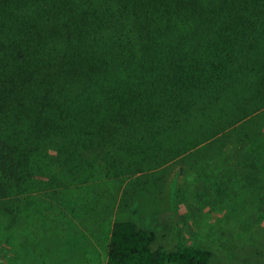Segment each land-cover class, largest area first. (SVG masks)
Listing matches in <instances>:
<instances>
[{
  "label": "trees",
  "instance_id": "obj_1",
  "mask_svg": "<svg viewBox=\"0 0 264 264\" xmlns=\"http://www.w3.org/2000/svg\"><path fill=\"white\" fill-rule=\"evenodd\" d=\"M263 109L264 0H0V200L38 184L53 150L65 168L263 187ZM154 242L115 221L106 264H212L180 236Z\"/></svg>",
  "mask_w": 264,
  "mask_h": 264
},
{
  "label": "rangeland",
  "instance_id": "obj_2",
  "mask_svg": "<svg viewBox=\"0 0 264 264\" xmlns=\"http://www.w3.org/2000/svg\"><path fill=\"white\" fill-rule=\"evenodd\" d=\"M48 157L38 184L0 200V264H106L115 221L153 232L152 249L171 250L180 236L212 252V264H264V176L263 187H188L182 165L112 176L85 153L94 167L70 164L71 174L56 151Z\"/></svg>",
  "mask_w": 264,
  "mask_h": 264
}]
</instances>
